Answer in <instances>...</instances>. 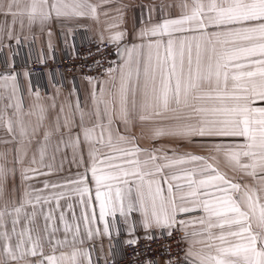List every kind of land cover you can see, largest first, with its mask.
<instances>
[{
    "label": "snow or ice",
    "instance_id": "snow-or-ice-1",
    "mask_svg": "<svg viewBox=\"0 0 264 264\" xmlns=\"http://www.w3.org/2000/svg\"><path fill=\"white\" fill-rule=\"evenodd\" d=\"M112 2L102 0L104 4ZM160 7L163 10L165 6ZM175 7L180 9L179 15L153 21L155 8L149 6L139 27L134 23L131 32L117 31L109 36V43L125 36H131L132 41L123 49L117 47L120 62H110L115 67L106 69L107 78L99 82L98 91L90 93L87 109L78 99L69 102L67 110L61 105L51 127L44 128L41 114L30 132L20 104L9 103L0 112V122L11 136L0 142L15 145L9 149L15 153L14 164H23L28 158L33 140L39 145L41 167L31 166L38 163L33 153L30 166L21 171L22 182L63 171L65 161L83 169L62 182L45 180L42 189L29 184L18 206L14 203L11 211L7 205L0 209V264H79V256L91 264L88 251L75 247L84 243L78 238V224L73 232L65 223L63 239L56 238L57 229L45 225V239L52 249L47 255L41 237L33 238L34 228L25 226L17 231L21 215L32 224L37 205L54 200L59 207L66 196L77 198L79 219L86 225L88 239L99 232L90 227L97 219L98 206L104 234L110 235L112 230L119 234L118 225L123 223L133 237L127 244L138 243L137 226L144 229L143 239L149 242L171 237L177 228L184 230L189 241L185 264H264V106H255L257 101L264 102V0H178ZM122 8L116 9L121 23ZM0 14L10 15L13 24L19 19L23 26L26 17L29 26H44L54 19L65 21L89 14L96 18L97 5L89 0H0ZM0 79L6 88L8 77ZM88 80L91 83L93 78ZM8 108L15 109L11 115ZM138 126L140 135H135L133 129ZM42 128V140H36ZM145 128L150 140L168 138L176 146L141 147L138 141ZM184 145H197L208 155L180 151ZM218 154L233 171L251 177L255 184L241 183L221 171L213 163ZM7 155L0 152V160L6 161ZM58 156L59 169L45 163ZM15 174V167L0 163V195ZM48 189L53 190L51 195H42ZM27 205L32 207L30 213L25 211ZM67 208L73 210L74 206L68 203ZM197 209L201 216L179 218ZM134 213H139L138 220L133 219ZM6 216L13 217L11 233ZM44 219H52L51 213ZM60 220H64L63 212ZM193 224L201 227L187 231ZM154 229L160 231L159 237ZM197 244L202 245L199 250H195ZM68 245L73 246L70 256L55 254L58 246ZM37 256L40 259L34 262L28 259ZM143 264L158 262L145 258ZM165 264L178 262L168 260Z\"/></svg>",
    "mask_w": 264,
    "mask_h": 264
},
{
    "label": "crops",
    "instance_id": "crops-1",
    "mask_svg": "<svg viewBox=\"0 0 264 264\" xmlns=\"http://www.w3.org/2000/svg\"><path fill=\"white\" fill-rule=\"evenodd\" d=\"M90 3L97 5V17L94 18L91 14L84 17H74L70 20L58 21L53 20L48 24L41 26L40 24H33L29 26L27 19L25 17L24 24L21 26L19 19L16 23H12V17L10 15L5 16L0 14V52H3L6 58L13 62L17 59H22L23 57L36 55L40 58H52L56 51L60 50L61 43L66 46L70 53L74 50V35L77 31L85 32L91 39L101 41L103 36V41H107L110 35H113L117 31L127 30L131 32L133 25L139 27L140 18L143 14L145 18L148 16L149 6L154 7L155 11L152 13L153 21L161 19L163 16H177L180 13V9L175 7L178 0H113L110 4L102 3V0H89ZM165 7L161 9V5ZM171 4L173 7H168ZM123 5L128 7L122 8ZM122 8L124 13L123 23L120 22L119 13L116 9ZM107 12L108 15L105 16L104 13ZM110 24H116L117 27L110 28ZM71 29V31H69ZM50 33V34H49ZM132 41L131 36H125L121 41L116 43L119 44L120 48L123 49L126 45L130 46ZM139 43V41H136ZM56 50V51H55ZM120 62V56L116 55V63ZM115 67V66H114ZM15 79H11V77ZM0 77H8L6 83L7 87L2 85L5 83L4 80L0 79V96L4 99H0V112L5 111V105L11 103L12 105L20 104L21 116L28 126L29 132L31 127L37 124L39 116L44 115V128L51 127L54 124L57 114L60 111L61 105L67 110L69 102L75 103L77 99L84 108L91 106L90 93L93 89L99 90V82L105 80L107 77H92L93 81L90 83L88 77L81 76L78 80H73L71 78L67 79L65 84L60 81V79L51 73H47L45 76L37 75L33 76L27 71H22L17 73L14 70H5L0 72ZM37 93L39 94L37 96ZM55 104V107L51 105ZM255 106H264V102L257 101ZM41 108L44 109L41 113ZM14 108H8L7 114L11 115ZM30 113V114H29ZM133 134L140 135V127L133 129ZM43 128L40 134L35 138L36 140H42ZM11 136L7 133L6 129L3 127L2 122H0V141L10 140ZM55 137L52 138V143L55 142ZM238 141L242 142L243 138H236ZM141 147H160L161 145H167L169 147H175L168 138H161L158 141H152L148 138L147 128L144 130V135L138 141ZM14 144H5L0 142V152H7V160H0V163H6L7 167H15L16 174L15 178H9L3 195H0V209H4L7 205V211H11L13 204L19 205V202L23 196L25 188L30 184L36 189L43 188V181L48 180L51 182H62L67 178H75V174L78 171H83L82 168H78L75 164H71L65 161L63 164V171H54L50 175H39L34 179L27 182H22L21 171L23 168L30 166V159L33 153L36 154L38 163L36 165H31L32 167L40 168L39 165V145L33 140L31 149L28 153V158L25 159L23 164H14V152H10L9 149H13ZM180 151H189L199 155H208L206 149L201 148L197 145H184L180 147ZM51 155L49 151V156ZM70 157V150L68 152ZM45 163H52L54 169H59L60 158L59 156L55 161L46 159ZM214 165L219 167L221 171L227 173L230 177H236L241 183H247L249 185H254L255 182L249 176L242 175L239 172H235L232 168L227 165L222 154L217 155V160L213 161ZM42 172H47V169L41 168ZM90 176V174H89ZM166 188V185H165ZM52 189L45 190L42 195L50 196ZM59 192L62 189H56ZM72 203L74 208L69 210L67 204ZM25 211L30 213L32 211L31 205L25 207ZM37 216L32 224H28L26 218L21 215L20 222L17 225V231H20L25 226L32 227L35 231L32 232L33 238L39 235L43 242V251L47 254H52V249L45 239L44 228L45 225L51 229H57L55 236L58 239H63L64 225L68 223L73 227V232L75 231V226L78 224L80 228L79 239H83L84 243H77L76 248L81 250H87L91 259V264H106L107 260L110 259L113 254L120 251V244L118 242H111L110 237L112 235L117 236L118 234L112 230L111 234H104L103 227L104 222L98 219V206L96 207L97 219L90 225L94 230L98 229L99 232H94L91 239H88L85 233V223L83 220L79 219L81 207L77 202V198L74 196H66L59 201V207H57L56 202L50 201L47 204L37 205L36 207ZM64 213V220H60V213ZM75 213V218L73 216ZM51 213L52 219L45 221L44 215ZM203 213L197 209L189 214H182L180 219H193L195 217L201 216ZM15 215V214H13ZM12 216H6V224L9 232L11 233V220ZM110 219V218H109ZM119 219V217H118ZM133 219H139V213L133 214ZM119 233L124 232L125 236L123 241L133 238L127 231V228L123 223L119 225ZM201 226L199 224L190 225L187 231H198ZM155 230V229H154ZM182 238L185 242V248L189 247V241L184 238V230L180 229ZM69 240H71L72 233H68ZM136 237L144 236V229L137 226ZM191 239V238H189ZM196 239H200L197 237ZM16 237L13 236L12 241L15 243ZM202 245H195V250H199ZM73 250V246L68 245L64 247H57L55 254L59 256L60 252H65L69 256ZM3 251V242L0 241V253ZM33 262L40 259L39 256L32 258ZM79 264H87V261L83 256L78 257ZM13 264H24V261L13 262ZM159 264H165L161 261Z\"/></svg>",
    "mask_w": 264,
    "mask_h": 264
},
{
    "label": "built area",
    "instance_id": "built-area-1",
    "mask_svg": "<svg viewBox=\"0 0 264 264\" xmlns=\"http://www.w3.org/2000/svg\"><path fill=\"white\" fill-rule=\"evenodd\" d=\"M74 44L73 53H70L61 43L60 50H55L52 58L25 55L22 59L10 62L5 54L0 52V72L14 70L21 73L25 70L33 76H45L51 73L65 84L69 78L78 80L81 76L104 77L106 69L115 66L110 62H116L117 47H120L118 43L93 40L85 32L77 31L74 35ZM153 232L157 237L160 236L159 230H153ZM124 236L125 233L120 232L117 236L110 237L111 242L120 244V251L113 254L106 264H143L145 258L156 260L158 264L168 260L185 264L183 258L186 248L180 229L174 228L171 237L165 235L151 242L140 237L136 245L124 242Z\"/></svg>",
    "mask_w": 264,
    "mask_h": 264
}]
</instances>
